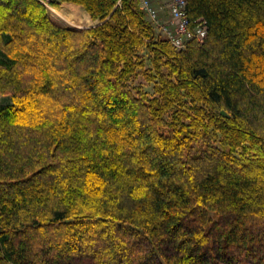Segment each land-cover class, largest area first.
<instances>
[{
  "label": "trees",
  "instance_id": "obj_1",
  "mask_svg": "<svg viewBox=\"0 0 264 264\" xmlns=\"http://www.w3.org/2000/svg\"><path fill=\"white\" fill-rule=\"evenodd\" d=\"M66 3L0 0V264H264V0Z\"/></svg>",
  "mask_w": 264,
  "mask_h": 264
},
{
  "label": "built area",
  "instance_id": "obj_2",
  "mask_svg": "<svg viewBox=\"0 0 264 264\" xmlns=\"http://www.w3.org/2000/svg\"><path fill=\"white\" fill-rule=\"evenodd\" d=\"M140 9L152 21L159 31L175 48L185 49L191 42L203 43L207 37L205 21H192L188 14L189 0H165L168 20L160 15L153 0H137ZM165 10V9H164Z\"/></svg>",
  "mask_w": 264,
  "mask_h": 264
},
{
  "label": "rangeland",
  "instance_id": "obj_3",
  "mask_svg": "<svg viewBox=\"0 0 264 264\" xmlns=\"http://www.w3.org/2000/svg\"><path fill=\"white\" fill-rule=\"evenodd\" d=\"M41 2H43L48 8H49V10H50V13H51V17L52 18H54L53 20L57 23V24H59L60 26H69V27H72V28H76V29H79V30H81V29H88V28H93V27H95V26H97V25H99L100 24V22L99 21H93L92 19H91V17L85 12V10L82 8V7H80V6H78V5H74V4H69V3H66V4H62L61 5V7L59 8V9H56L55 8V10H63L64 8L63 7H65L66 5H73V6H75V7H77V12H79V13H81V14H83V15H85V14H87L88 16H89V18L91 19V23H89L88 21H84V23L82 24V26H78V27H76V26H73V25H71V24H69V23H66V22H63V21H61V20H59V19H57V18H55L54 16H53V9H54V7H53V2H55V1H57V0H40ZM153 2V4H154V6L155 7H157L159 10H160V15H161V17L164 19V20H168V13H167V11H166V8H165V6H166V1L165 0H153L152 1ZM165 9V10H164ZM146 16V15H145ZM146 19H147V21L155 28V26H154V24L152 23V21L146 16ZM156 30V29H155ZM156 33H157V35H160L163 39H166L161 33H159V31L158 30H156ZM167 40V39H166ZM168 41V40H167ZM172 45V44H171ZM174 47V46H173ZM175 48V47H174ZM175 49H177V48H175ZM178 50V49H177ZM143 78H140L139 79V81H138V84L139 83H144L145 85H146V89L148 90V91H150L151 93H153V90H152V87H150V86H147L148 84H146L143 80H142ZM10 102V99H9V97H4V96H2V95H0V104H7V103H9Z\"/></svg>",
  "mask_w": 264,
  "mask_h": 264
},
{
  "label": "bare ground",
  "instance_id": "obj_4",
  "mask_svg": "<svg viewBox=\"0 0 264 264\" xmlns=\"http://www.w3.org/2000/svg\"><path fill=\"white\" fill-rule=\"evenodd\" d=\"M63 10H55L53 11V16L63 22L69 23L73 26L80 27L84 23V21H88L91 23V19L87 14L83 15L77 12V7L73 5H66L63 7ZM54 19V18H53Z\"/></svg>",
  "mask_w": 264,
  "mask_h": 264
}]
</instances>
